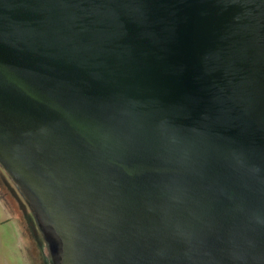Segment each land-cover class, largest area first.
Returning a JSON list of instances; mask_svg holds the SVG:
<instances>
[{"label": "water", "instance_id": "obj_1", "mask_svg": "<svg viewBox=\"0 0 264 264\" xmlns=\"http://www.w3.org/2000/svg\"><path fill=\"white\" fill-rule=\"evenodd\" d=\"M0 164L61 264H264V0H0Z\"/></svg>", "mask_w": 264, "mask_h": 264}, {"label": "rangeland", "instance_id": "obj_2", "mask_svg": "<svg viewBox=\"0 0 264 264\" xmlns=\"http://www.w3.org/2000/svg\"><path fill=\"white\" fill-rule=\"evenodd\" d=\"M4 175L20 203L5 190L1 193L0 264H61L62 248L53 228L41 222L30 201L5 170ZM22 210L31 221L23 217Z\"/></svg>", "mask_w": 264, "mask_h": 264}, {"label": "flooded vegetation", "instance_id": "obj_3", "mask_svg": "<svg viewBox=\"0 0 264 264\" xmlns=\"http://www.w3.org/2000/svg\"><path fill=\"white\" fill-rule=\"evenodd\" d=\"M4 190L6 191L7 194H9V195L11 196V198H12L14 201L17 200V201L20 203L19 197L17 196L15 190L13 189V187L11 186V184L9 183L7 177H5L3 167H2L1 164H0V197H1V193H3ZM13 200H12V201H13ZM14 201H13V202H14ZM19 205H20V204H19ZM23 209H24V208H23ZM22 213H23V214H22L23 217H25L26 220L28 219L29 221H31L30 218H29V216H27V215L25 214V213H26L25 210H24V211L22 210Z\"/></svg>", "mask_w": 264, "mask_h": 264}]
</instances>
